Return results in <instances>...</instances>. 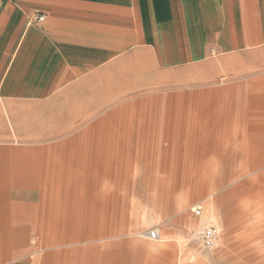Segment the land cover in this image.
<instances>
[{
    "label": "crops",
    "instance_id": "obj_1",
    "mask_svg": "<svg viewBox=\"0 0 264 264\" xmlns=\"http://www.w3.org/2000/svg\"><path fill=\"white\" fill-rule=\"evenodd\" d=\"M228 131L259 164L264 0H0V264H25L31 237L34 264H110L76 236L107 226L100 168L165 132ZM196 163L158 177L160 209L226 179ZM121 186L112 178L113 203Z\"/></svg>",
    "mask_w": 264,
    "mask_h": 264
},
{
    "label": "rangeland",
    "instance_id": "obj_2",
    "mask_svg": "<svg viewBox=\"0 0 264 264\" xmlns=\"http://www.w3.org/2000/svg\"><path fill=\"white\" fill-rule=\"evenodd\" d=\"M172 134H162L158 141L162 146L123 148L124 159H111L112 164L100 168L98 192L105 202L98 207L103 215L99 224L107 226L97 227L90 236L79 227L77 244H93L100 255L109 252L110 264H187L191 258L193 264H264V156H258L261 162L253 167L252 159H246L244 154L249 148L234 146L237 142L233 131L178 133L177 141L172 140ZM210 136H215V140ZM135 143L138 142L130 141ZM175 159L180 160V168L185 163L197 167L196 160H200L207 175L222 174L226 179L187 202L183 210L177 209L175 198L171 208L164 211L158 206L163 192L158 177L166 176ZM112 178L123 183L116 203L109 188ZM250 187L251 195L247 194ZM212 201L216 202L215 210L210 206ZM197 203L203 204L201 216L192 211ZM210 224L219 227L220 237L214 247L205 248L196 232ZM151 228H159V239L146 237ZM225 234L228 240L224 242ZM33 238L29 240V249L18 250V261L34 264L44 250L33 248Z\"/></svg>",
    "mask_w": 264,
    "mask_h": 264
},
{
    "label": "built area",
    "instance_id": "obj_3",
    "mask_svg": "<svg viewBox=\"0 0 264 264\" xmlns=\"http://www.w3.org/2000/svg\"><path fill=\"white\" fill-rule=\"evenodd\" d=\"M44 18L45 16L41 15L37 19L44 20ZM192 211L195 215L201 216L203 213V204L202 203L195 204L192 208ZM160 236L161 233L159 228H151L146 231V237L150 239H159ZM196 237L203 247L212 248L217 244L219 240L220 230L214 224L206 225L196 232ZM187 264H193V258L189 259Z\"/></svg>",
    "mask_w": 264,
    "mask_h": 264
}]
</instances>
